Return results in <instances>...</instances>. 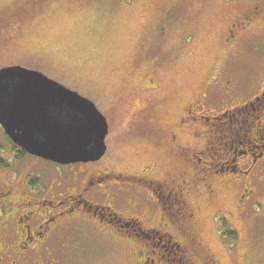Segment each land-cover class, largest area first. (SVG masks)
I'll return each instance as SVG.
<instances>
[{
  "label": "rangeland",
  "instance_id": "obj_1",
  "mask_svg": "<svg viewBox=\"0 0 264 264\" xmlns=\"http://www.w3.org/2000/svg\"><path fill=\"white\" fill-rule=\"evenodd\" d=\"M4 65L37 69L94 101L109 123L108 149L77 167L80 180L112 172L127 177L120 182H136L110 203L149 230L169 215L174 237L158 236L164 247L153 250L170 264H264V186L246 201L245 184L234 180L246 181L247 174L219 170L229 155V131L237 130V151H255L262 138L264 104L253 98L264 90V0H0ZM17 149L0 125V244L12 246L16 214L2 201L5 185L15 201L28 193V173L44 187L56 180L52 162L29 153L18 158ZM162 184L191 207L184 230L169 197L158 201ZM178 184L183 194L175 199L168 190ZM64 185L73 189L72 181ZM94 201L109 204L103 195ZM102 217L56 224L51 264H136L144 243ZM175 240L192 254L186 263Z\"/></svg>",
  "mask_w": 264,
  "mask_h": 264
},
{
  "label": "flooded vegetation",
  "instance_id": "obj_2",
  "mask_svg": "<svg viewBox=\"0 0 264 264\" xmlns=\"http://www.w3.org/2000/svg\"><path fill=\"white\" fill-rule=\"evenodd\" d=\"M253 100L260 105L264 104V90L261 91L258 96L254 97ZM263 107L264 106H262V108ZM184 121L185 119L182 120V122ZM259 130L263 131L261 132L262 138L258 140V143H260L259 145H254L256 147L255 151L252 149L240 151L233 149L232 144L238 135L237 130L229 131L232 133L231 135H225L228 139L226 138V142L224 141V146L229 155L226 160L221 162V169L219 170H227L235 173L238 171L240 174H247L245 177L246 181H240L239 179L234 180L235 182H239V185H241V183L245 184L243 188L244 194L241 198L246 201L256 195L261 186H264V181H262V175H264V127H259ZM219 143L222 144V142ZM35 157L44 160V158ZM239 160L243 162L242 165L238 162ZM47 161L53 163L52 167L56 177V180H54L49 187L42 186L38 176L32 179V177L30 178L31 173H28L25 182L29 194L26 191H22L20 195L15 198V201H13V190H11L10 185H5L2 193V201L6 202V204L12 203L11 205L14 208L16 214L14 220L15 225L11 226L10 229H12L15 234L16 242L13 246L0 244V264H51L52 261L49 259L51 256V249L48 246V241L57 229L56 224L62 220L73 219L76 216H87L88 218L92 217L101 221L103 218L102 215L104 214L109 216L107 221L111 224H115L114 229H117L116 231L120 234L130 237L129 231H133L136 236L134 239L135 243L140 245L144 243L146 253L136 261V264H170L168 259L164 258L162 250H160V252H155V250H153L157 246L164 247V243L159 245L158 240L162 242V239L158 236L167 235L169 238L174 237V234L170 231V225L173 223V220L171 222L169 221V215L167 220H162L158 229L152 228L149 230L143 228L140 224L141 219L138 220L136 219L137 217H133L131 212H129L127 216L122 217L114 210L113 205L110 203L112 197H118L120 195L128 196L130 194V189H134L137 185L136 182L134 184L125 181L120 182L118 181L120 177L123 178L126 176L112 172H104L97 175L90 174L81 181L80 178L83 176L84 172H80L77 167L83 166V162L60 164L50 160ZM245 165L247 166L246 170L240 168V166ZM35 167L37 166L35 165ZM38 168H40V166ZM65 169H71V172L73 170L75 172L67 176L64 174ZM133 178L141 179L140 177ZM206 178L207 177H205V179ZM66 180L73 182V189H70L69 185H64V181ZM160 186L164 189H156V191H160L158 192L159 203L161 204L160 200L162 197H164V201L169 197L173 208H177L175 214L177 219L180 220L179 226L184 230L190 218H192L190 205L186 199L183 201L181 200V204L177 203L172 199L174 198L172 197L173 193H166L164 184ZM207 186L210 188V182ZM168 191L175 192V199H178V197L180 198V194H183L181 184L172 187ZM98 195L105 196L106 203L108 201L109 204L95 203L94 200ZM176 203L178 207L174 206ZM135 208L137 212L144 215L143 212L146 208L145 203H136ZM100 209L102 211H100ZM9 212L10 209L7 212L8 215L11 214ZM117 225L119 227H117ZM161 231H163V233H159ZM146 237H150L152 241H145L144 239ZM174 243L176 247L173 248L174 250L183 251V253L180 252L181 256H179L178 259L185 263L187 260H190L192 256L191 252L189 251L188 253V249L182 248L179 241L175 240ZM154 254H157V256ZM138 255H140L139 252ZM165 259L167 263H165ZM141 260H143V262H141Z\"/></svg>",
  "mask_w": 264,
  "mask_h": 264
},
{
  "label": "water",
  "instance_id": "obj_3",
  "mask_svg": "<svg viewBox=\"0 0 264 264\" xmlns=\"http://www.w3.org/2000/svg\"><path fill=\"white\" fill-rule=\"evenodd\" d=\"M0 125L27 153L71 164L100 160L109 123L90 98L39 70L0 69Z\"/></svg>",
  "mask_w": 264,
  "mask_h": 264
},
{
  "label": "trees",
  "instance_id": "obj_4",
  "mask_svg": "<svg viewBox=\"0 0 264 264\" xmlns=\"http://www.w3.org/2000/svg\"><path fill=\"white\" fill-rule=\"evenodd\" d=\"M13 143L14 142L12 141V144ZM14 145H15V147L17 149L18 146L15 143H14ZM17 152H18V155H17L18 158H22V157H24V155L27 154V152L25 150H23V149H21V150L20 149H17ZM224 233H225L226 236H228L231 239H233L235 237V234H236L233 230H229V229H228V231L227 230H224Z\"/></svg>",
  "mask_w": 264,
  "mask_h": 264
}]
</instances>
